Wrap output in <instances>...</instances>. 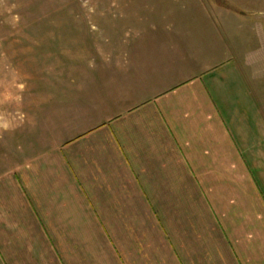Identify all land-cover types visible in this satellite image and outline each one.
Segmentation results:
<instances>
[{
  "label": "crops",
  "instance_id": "1",
  "mask_svg": "<svg viewBox=\"0 0 264 264\" xmlns=\"http://www.w3.org/2000/svg\"><path fill=\"white\" fill-rule=\"evenodd\" d=\"M114 4L26 68L31 160L0 200L16 207L12 223L0 209V248L13 264H264L252 18L213 0Z\"/></svg>",
  "mask_w": 264,
  "mask_h": 264
},
{
  "label": "rangeland",
  "instance_id": "2",
  "mask_svg": "<svg viewBox=\"0 0 264 264\" xmlns=\"http://www.w3.org/2000/svg\"><path fill=\"white\" fill-rule=\"evenodd\" d=\"M116 1L0 0V200L9 202L11 195L15 200L14 181L21 183V178L15 175L14 170L19 169L22 177L26 163L31 160L27 150L30 149L28 146L32 136L29 138L25 133L28 121L25 112H22L31 82L26 77V68L41 71V51L46 41L55 45L58 39H78L79 32L70 28L81 23L105 21L107 14L113 13L112 7L116 6L113 5ZM213 1L237 14L252 18L251 24L247 26H251V36L256 42H252L251 52L250 48L246 49L243 59L250 74L257 77L258 97L264 106V0ZM29 48L30 51L24 52ZM11 89L18 94L16 102L17 108L21 110L19 112L11 108ZM16 117L19 126H11ZM1 206L0 209L4 211L2 218L12 223L16 207ZM3 245H6L4 240ZM6 253L0 248L3 264H13Z\"/></svg>",
  "mask_w": 264,
  "mask_h": 264
}]
</instances>
